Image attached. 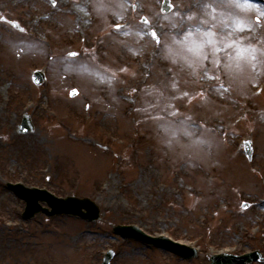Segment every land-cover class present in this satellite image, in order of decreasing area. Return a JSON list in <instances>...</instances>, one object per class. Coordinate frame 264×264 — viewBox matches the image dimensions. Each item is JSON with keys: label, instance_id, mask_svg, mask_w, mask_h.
<instances>
[{"label": "rangeland", "instance_id": "rangeland-1", "mask_svg": "<svg viewBox=\"0 0 264 264\" xmlns=\"http://www.w3.org/2000/svg\"><path fill=\"white\" fill-rule=\"evenodd\" d=\"M162 2L0 0V86H9L0 117V238L12 241L0 264H101L110 249L112 264H210L220 252L264 253V5L172 0L165 15ZM75 8L87 15L84 30ZM193 25L243 37L256 45V60L237 68L233 48L221 45L218 63L210 56L195 71L173 63V38ZM37 70L46 74L41 86L32 81ZM42 100L46 113L37 108ZM25 114L34 131L22 134ZM36 133L58 151L47 144L30 158L10 157L11 146ZM8 182L89 197L102 218L25 220L26 203ZM118 224L165 234L199 255L185 260L122 239Z\"/></svg>", "mask_w": 264, "mask_h": 264}, {"label": "water", "instance_id": "water-1", "mask_svg": "<svg viewBox=\"0 0 264 264\" xmlns=\"http://www.w3.org/2000/svg\"><path fill=\"white\" fill-rule=\"evenodd\" d=\"M172 9L170 6V0H166L164 3V11L168 12ZM35 80L37 83H41L43 81L42 74H36ZM75 96V95H73ZM33 125L30 120H26L24 125L22 126V130L24 132L32 131ZM246 152L250 158H252V145L248 143ZM18 194L23 197L28 202V208L25 213L26 218L34 217L38 212H45L50 216H54L57 214H70L74 216H80L89 221H96L100 219V209L91 199L88 198H76L70 197L67 199H58L53 195L48 193L47 191H41L38 189H26L22 186L13 187ZM45 201L52 207V211L47 208H42L40 206L39 201ZM86 210V212H84ZM115 232L124 237L134 238L136 240L142 241L149 245H156L158 247H162L168 249L174 253L181 255L182 257L192 259L197 256L196 250L189 249L187 247L179 246L176 243L170 241L167 238H153L145 234L142 230H140L136 226H117L115 227ZM114 257V253L110 252L104 260V264H110L112 258ZM262 255L260 253H254L251 255H247L245 257H232V256H215L212 258V264H249L254 261H262Z\"/></svg>", "mask_w": 264, "mask_h": 264}, {"label": "clouds", "instance_id": "clouds-1", "mask_svg": "<svg viewBox=\"0 0 264 264\" xmlns=\"http://www.w3.org/2000/svg\"><path fill=\"white\" fill-rule=\"evenodd\" d=\"M205 24L208 21H204ZM215 27V26H213ZM234 27L239 29L243 24L237 20ZM232 33L227 36L219 35L213 28L205 29L199 25H193L181 34L180 38H173L172 45L169 46V55L166 58H171L173 63L183 62L191 67L193 71L204 65L210 56L213 62L218 63L220 53L223 48H233L232 53H228L230 63L239 68L241 61L251 63L256 60L258 51L256 45L242 43L243 37L240 39H231ZM255 68V64H252ZM178 111V110H177Z\"/></svg>", "mask_w": 264, "mask_h": 264}, {"label": "bare ground", "instance_id": "bare-ground-1", "mask_svg": "<svg viewBox=\"0 0 264 264\" xmlns=\"http://www.w3.org/2000/svg\"><path fill=\"white\" fill-rule=\"evenodd\" d=\"M17 2V0H9L10 3ZM74 14H76L81 20V24L79 27L84 30L85 29V24L87 21V15H83L79 9L75 8ZM1 28V27H0ZM2 31L0 30V39H2ZM9 91V86H0V117L5 113V108L8 104L9 98H7V94ZM39 111L46 113L49 110L48 103L44 100H42L38 107ZM6 122H9V126L13 127L15 124V120H13L9 114H6ZM51 134V133H50ZM47 144L49 147L54 151L57 152V148L55 145L51 142H48L46 139L42 138V136L38 133L31 135V136H26L23 137L19 140V146H11L9 155L11 158H19V157H24V158H30L32 156H35L37 154V150H42L43 152L46 151L47 149ZM151 177H153V174L148 172ZM144 175V173H143ZM12 244V241L10 239H5V238H0V251H5L7 250L10 245ZM5 253V252H4ZM2 255L0 254V257Z\"/></svg>", "mask_w": 264, "mask_h": 264}, {"label": "snow or ice", "instance_id": "snow-or-ice-1", "mask_svg": "<svg viewBox=\"0 0 264 264\" xmlns=\"http://www.w3.org/2000/svg\"><path fill=\"white\" fill-rule=\"evenodd\" d=\"M117 27H119V26H117ZM71 94L72 95H77L78 94V90L77 89H73Z\"/></svg>", "mask_w": 264, "mask_h": 264}]
</instances>
